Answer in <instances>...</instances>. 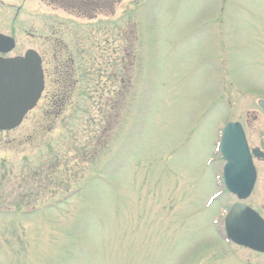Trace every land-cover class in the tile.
<instances>
[{
  "label": "rangeland",
  "instance_id": "obj_1",
  "mask_svg": "<svg viewBox=\"0 0 264 264\" xmlns=\"http://www.w3.org/2000/svg\"><path fill=\"white\" fill-rule=\"evenodd\" d=\"M0 33L4 57L33 49L50 72L72 52L81 70L60 114L42 96L0 131V264L253 259L222 232L218 142L237 121L264 151V0H0ZM254 164L244 202L264 217Z\"/></svg>",
  "mask_w": 264,
  "mask_h": 264
},
{
  "label": "water",
  "instance_id": "obj_2",
  "mask_svg": "<svg viewBox=\"0 0 264 264\" xmlns=\"http://www.w3.org/2000/svg\"><path fill=\"white\" fill-rule=\"evenodd\" d=\"M12 37L0 33V53L14 48ZM44 88L41 58L33 49L23 55L0 56V131L19 126L24 116L37 104ZM264 112V101H258ZM219 153L224 160L223 183L237 197L224 219V233L236 245L264 253V219L249 208L245 200L255 180L252 156L264 158V152L248 148L239 122L224 124L219 141Z\"/></svg>",
  "mask_w": 264,
  "mask_h": 264
},
{
  "label": "flooded vegetation",
  "instance_id": "obj_3",
  "mask_svg": "<svg viewBox=\"0 0 264 264\" xmlns=\"http://www.w3.org/2000/svg\"><path fill=\"white\" fill-rule=\"evenodd\" d=\"M109 40H110V38H109ZM107 45H109V44H107ZM61 49L63 50V48H61ZM105 50H106V47H103V52ZM75 58H76L75 54H73L72 52H70V53L67 52L65 54H63L62 52H58V54H55L52 58L53 66L51 67L50 72L46 71V68L44 69V67L42 66V58H41V67H42L43 81H44V88H43V91L41 94V98H43L42 96H44V99H43L44 104H51L52 100L59 98V97L65 99L68 96L67 94H68L69 88H73L76 85L80 76H77V78H76L75 74L78 72V70L80 71V64L79 63L77 64V60ZM107 65H108V63H107ZM75 81H76V83H75ZM46 85H47V88L50 86H52V88L50 90H48L47 88H45ZM72 95H73V93H72ZM54 96H56V97H54ZM53 97H54V99H53ZM262 114L264 115V112H262ZM245 138H246V136H245ZM246 141H247V139H246ZM247 144H248V142H247ZM248 147L250 149L258 148V147H250L249 145H248ZM258 149L261 150L260 148H258ZM261 151H263V150H261ZM254 159L264 160V158L252 156V162H253V166H254V170H255V180H254L253 187H254L255 182L257 180V170H256V167L254 164ZM250 193H249V195H250ZM249 195H248V197H249ZM234 198H235V196H234ZM251 209H253V208H251ZM253 210L255 211V209H253ZM262 210L264 211V204L262 205ZM255 212L261 218L264 219V217H262L257 210ZM239 247H241V246H239ZM251 251L255 255H253L254 256L253 259H251L252 258L251 257L250 259L246 260V262L249 264V263H251L250 262V260H251L252 263H254V264H256V263L257 264H264V253L253 251V250H251ZM255 256H257V258H255Z\"/></svg>",
  "mask_w": 264,
  "mask_h": 264
},
{
  "label": "trees",
  "instance_id": "obj_4",
  "mask_svg": "<svg viewBox=\"0 0 264 264\" xmlns=\"http://www.w3.org/2000/svg\"><path fill=\"white\" fill-rule=\"evenodd\" d=\"M96 24H98V23H96ZM78 72L81 73V70L80 71L78 70ZM73 91H74V87L73 88H69V91H68V94H67L68 96L65 99L64 98H61V97L54 99V97H56V96H54L53 97L54 100H52V103L51 104H44L42 106V107H44V109H43V116L45 118H50L51 119V118H53V116L56 117L58 114H60L61 111H62V109H63V107L67 104V101L72 97ZM98 174H100V172H98ZM77 190H78V188H77ZM66 198H67V196H64L61 199H66ZM48 204H50V203H48Z\"/></svg>",
  "mask_w": 264,
  "mask_h": 264
}]
</instances>
